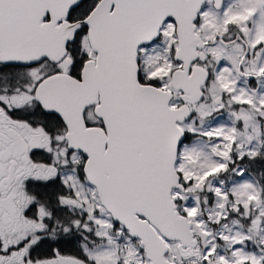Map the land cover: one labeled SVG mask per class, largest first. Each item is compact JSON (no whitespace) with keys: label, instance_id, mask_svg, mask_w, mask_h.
I'll list each match as a JSON object with an SVG mask.
<instances>
[{"label":"water","instance_id":"water-1","mask_svg":"<svg viewBox=\"0 0 264 264\" xmlns=\"http://www.w3.org/2000/svg\"><path fill=\"white\" fill-rule=\"evenodd\" d=\"M76 1L0 0L1 58L29 62L60 56L75 24L38 20L45 10H65ZM203 3L99 0L83 19L95 65L83 66L81 82L57 73L35 87L36 100L64 122L67 147L84 156L82 173L99 204L130 237L139 239L149 264H175L165 257V239L178 240L179 248L197 244L191 221L171 197L173 188L185 190L175 163L185 139L178 123L190 117V108L186 103L171 106L169 90L138 82L136 48L156 39L166 19L173 21L174 55L183 65L172 72L171 83L192 95L194 107L208 76L199 65L186 75L187 64L198 57L195 48L203 46L195 30ZM95 100L93 112L101 126L85 127L82 108Z\"/></svg>","mask_w":264,"mask_h":264},{"label":"flooded vegetation","instance_id":"flooded-vegetation-1","mask_svg":"<svg viewBox=\"0 0 264 264\" xmlns=\"http://www.w3.org/2000/svg\"><path fill=\"white\" fill-rule=\"evenodd\" d=\"M98 1L77 0L65 10H51L52 15L50 11H44L39 24L51 21L54 26L62 22L75 24L70 39L64 43V52L60 56L56 54L54 60L43 56L23 62L0 56V264H95L85 248L96 243V228L88 219L89 212L81 209V202L72 196V185H67L72 179L64 171L74 168L76 179L85 181L92 188L91 194L96 195L94 187L82 173L84 156L67 147L64 122L36 100L35 87L46 76L57 73L81 82L83 66L95 65V52L88 45L87 25L83 19ZM226 1L204 0L198 11L195 30L203 46L195 48L198 57L187 64L186 75L191 73L193 66H202L208 72L204 82L207 83L212 75V65H236L237 75L251 86L256 76L264 77V70L252 73L247 66L264 65V30L255 28L256 14L250 7L253 0H234L232 3L234 8L243 6L247 9V13L243 12L245 15L233 13L231 8L222 13ZM258 2L259 15L264 21V0ZM216 3L220 6L216 7ZM173 36L170 56L174 66L169 71L168 86H165L164 75H158L154 68H150L153 63L150 52L142 51L149 49L159 36L136 48V76L139 83L169 90L170 101L177 97V103L170 105L186 103L192 113L196 111L197 102L193 107L192 95L173 88L171 83L172 72L183 65V61L174 55L177 47L174 23ZM200 51L201 56L198 55ZM28 86H31L29 94L23 95L22 91ZM96 104L97 100L82 108L85 127L101 126L100 119L93 112ZM71 155L76 156L78 163L73 165ZM107 215L110 219V227L106 226L109 237L112 228L118 226L122 233L140 243L137 237H130L126 229ZM171 241L176 243L182 257L196 253V246L179 248L178 240Z\"/></svg>","mask_w":264,"mask_h":264},{"label":"rangeland","instance_id":"rangeland-1","mask_svg":"<svg viewBox=\"0 0 264 264\" xmlns=\"http://www.w3.org/2000/svg\"><path fill=\"white\" fill-rule=\"evenodd\" d=\"M233 2L227 0L222 13L228 8L247 13L243 6L234 8ZM259 6L258 0L250 4L258 31L264 30ZM173 44V23L165 20L159 38L149 49H142L150 52V68L164 75L165 86L174 66ZM247 66L252 73L264 70V65ZM235 68L212 65L196 111L179 123L190 135L180 143L175 163L185 190L173 188L171 196L191 221L197 245L192 257H182L176 243L165 240L166 258L175 264H264V77L256 76L250 86ZM30 88L22 94H29ZM176 103L174 96L170 104ZM70 159L73 165L78 163L75 155ZM64 171L72 179L67 184L72 185V196L89 212L88 219L96 228V243L85 248L94 263L149 264L138 240L126 236L120 227H113L109 237L110 219L91 194L92 188L76 179L74 168Z\"/></svg>","mask_w":264,"mask_h":264},{"label":"trees","instance_id":"trees-1","mask_svg":"<svg viewBox=\"0 0 264 264\" xmlns=\"http://www.w3.org/2000/svg\"><path fill=\"white\" fill-rule=\"evenodd\" d=\"M189 137H190V135L186 133V139L185 140H187Z\"/></svg>","mask_w":264,"mask_h":264},{"label":"bare ground","instance_id":"bare-ground-1","mask_svg":"<svg viewBox=\"0 0 264 264\" xmlns=\"http://www.w3.org/2000/svg\"><path fill=\"white\" fill-rule=\"evenodd\" d=\"M82 76V75H81ZM83 77V76H82ZM85 86V85H84Z\"/></svg>","mask_w":264,"mask_h":264}]
</instances>
